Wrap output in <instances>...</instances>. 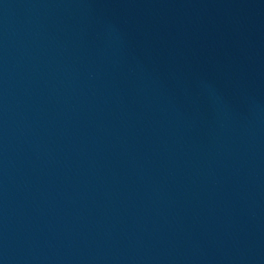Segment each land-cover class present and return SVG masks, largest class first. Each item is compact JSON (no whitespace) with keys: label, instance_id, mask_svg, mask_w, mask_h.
<instances>
[{"label":"water","instance_id":"95a60500","mask_svg":"<svg viewBox=\"0 0 264 264\" xmlns=\"http://www.w3.org/2000/svg\"><path fill=\"white\" fill-rule=\"evenodd\" d=\"M0 264H264V0H0Z\"/></svg>","mask_w":264,"mask_h":264}]
</instances>
